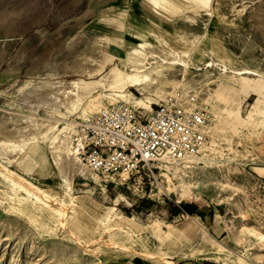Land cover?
Segmentation results:
<instances>
[{"label": "rangeland", "instance_id": "1", "mask_svg": "<svg viewBox=\"0 0 264 264\" xmlns=\"http://www.w3.org/2000/svg\"><path fill=\"white\" fill-rule=\"evenodd\" d=\"M122 1L130 8L100 17L89 14V0H0V117L22 131L17 145L0 152V264H225L202 258L217 246L225 247L226 264H264V249H259L264 238L250 232L264 233V129L257 125L264 117V91L253 86L263 78L251 75L231 86L223 79L219 86L218 69L205 64L225 60L233 68L249 67L264 75V0H210L209 11L186 3L156 8L150 0ZM142 36L148 41L145 50L159 54L148 57L153 65L176 50L190 65L201 67L163 65L166 79L173 83L163 96L154 98L160 103L170 94H179L178 99L194 94L209 110L210 124L216 122L212 133L207 129L206 139L214 138V150H207L204 163L187 162L189 190L185 188L184 195L176 186L178 178L159 167L142 181L137 175L122 182L82 164L87 176L72 173L73 195L90 199L112 217L135 220L99 225L87 213L76 219L70 198L59 196L53 181L57 177L60 183L61 177L51 162L52 137L59 138L67 126L74 146L73 123L102 106L126 103L124 97H110L112 91L99 82L115 65L147 62L143 56L127 55ZM40 80L53 81L54 88ZM73 81L96 84L77 97L91 99L92 108L85 113L78 104L76 113H68L76 94L57 90L72 87ZM38 87L45 92L43 97L37 98ZM126 91L142 96L131 86ZM52 93L64 100L59 106H47ZM254 104L257 118L249 124L247 112ZM213 106L221 109L214 121ZM25 115L33 118L25 121ZM31 143L34 149L41 146L40 158L16 164L17 147ZM9 178L22 181L23 187ZM33 186L50 195L45 207L31 203L35 199L26 190ZM185 202L195 203L200 212L177 213L176 205ZM58 208L67 210V226L61 223ZM167 223L171 235L159 240L153 229L166 230ZM182 227L188 229L184 237L179 235ZM238 254L244 258L241 263L235 262Z\"/></svg>", "mask_w": 264, "mask_h": 264}, {"label": "bare ground", "instance_id": "2", "mask_svg": "<svg viewBox=\"0 0 264 264\" xmlns=\"http://www.w3.org/2000/svg\"><path fill=\"white\" fill-rule=\"evenodd\" d=\"M153 7L156 8H166V6L171 5L173 3H186L188 5L193 6L195 8H206V10L209 11V3L210 0H150ZM144 3V2H143ZM150 9V8H149ZM153 9V8H152ZM157 11V10H156ZM160 15V14H159ZM197 36H195L191 44L194 43ZM182 40V39H181ZM148 41L144 38V36L141 37V40L135 47H130L128 50V54H134V56H143L147 59V62L145 64L140 65L139 63L135 62H125L120 63L121 65H115L113 66L106 78L101 80L99 84L102 86V88H106L108 90H111L112 92L109 93L110 97L117 100V97H124L125 104H130L135 107H144V108H150L151 103H157L155 101L154 96H163L164 93L167 91V88L169 85H172V81H169L166 79L165 73L162 71L163 65H173L178 64L182 66L183 68L189 69L192 68L194 70H199L201 67L198 66H192L190 65L184 58L180 57L178 52L173 50V54L171 57H162L159 64L153 65V61H151L149 58L151 57H158L159 54L155 51L147 52L145 48L147 47ZM145 52L147 54L145 55ZM187 50L184 51L183 54H187ZM149 57V58H148ZM206 66H214L219 71V76L217 77L218 85H221V81L224 79V85L225 86H231L235 85L239 82V79H242L244 82L245 77L247 76H258L262 77L263 79L259 78L254 81L255 87L261 89L264 91V75H262L259 71L249 68V67H238L233 68L231 67L225 60H214L210 59L205 62ZM51 80V79H50ZM39 84L41 82H44L48 88H54L53 87V81L45 82L43 80L38 81ZM37 82L36 85H39ZM223 85V84H222ZM128 86H131L138 90L142 96H136L131 91H126V88ZM96 87V84H85L81 81H73L72 87L65 88V90H60L61 88H58V92L63 93H69L73 92L76 94V100L69 106L67 109L68 113H76V105L78 104L81 108L82 112L85 113L86 109L92 108L91 99L88 101H82L78 100L77 97H79L81 94L85 92H90ZM37 98L43 97L42 95H45V92H42L41 88H37ZM102 92H99L100 94ZM106 94V93H105ZM40 95V96H39ZM113 95V96H112ZM36 96V95H35ZM34 96V98H35ZM52 96H56L53 95ZM97 95L93 96L96 97ZM29 97V96H28ZM92 97V98H93ZM158 97V98H159ZM51 99V98H50ZM44 103H48L47 99H44ZM37 101V99H36ZM53 101V102H52ZM51 103L49 102L47 106L54 105L59 106L60 102L64 101L63 99L60 100L59 96L54 97ZM90 103L88 104V102ZM41 102V101H40ZM62 106V104H61ZM105 107V106H102ZM256 105L254 104L247 112V123L251 124L253 123L257 118V110ZM36 108H31V113L35 114ZM221 112V109L218 106H213L212 108V120H216V116ZM237 113L239 114L240 111L238 110ZM82 117V116H81ZM32 116L25 115L23 116V119L25 121H30ZM85 118V117H83ZM58 121V119H57ZM34 129L39 128V124L32 120ZM11 122L7 120L4 117H0V152L4 153L9 148L10 145L13 144L17 145L16 139L20 138L22 135V131L16 128L15 126H12L10 124ZM216 122H212V124L209 125V131L212 133L213 131V124L215 125ZM257 125L264 129V117L260 118L257 122ZM60 137L53 136L52 137V145L51 147L54 150V154H51V162H53L57 166L58 174L57 176L60 178V183L58 182L57 177H54L55 184L59 188L57 194L59 196L68 195L70 198V204L69 207L72 209V215H76V219H81V217L87 213L88 216L96 218L99 225H104L106 222L109 221H116L118 219L124 218L126 221H129L132 223L135 218L134 217H123V216H117L112 217V215L106 214L105 210L101 208L98 204L94 203L90 199L87 198H80L78 199L77 196L73 195L72 193V181H71V175L74 172H80L81 175L85 178L87 176V171L82 165V163H79V158L77 154L79 153V148L77 145L72 146L70 141V134L68 132V127L63 126L60 130ZM37 143V142H36ZM215 143L214 138L212 137L209 141H206L203 148H202V154L200 156H193L190 161H193V159H196L198 163H204L210 154L207 150L211 151L213 149V145ZM37 145V144H36ZM35 145V146H36ZM38 146V145H37ZM34 149L33 144L27 146V145H21L18 146V152L19 154L15 157V163L19 164L20 161H26L28 159H39L42 152L40 147ZM196 157V158H195ZM189 160L187 162H189ZM187 162L184 163H171L168 161H158L155 163V167H159L161 169L166 170L168 173H172L174 176L178 178V186L181 188L180 195H184L185 188L188 191L189 185H187V182H185L187 173L186 169L188 167H191V164H188ZM114 178V177H113ZM10 183L13 185H18V187H23V182L18 181V183L14 182L13 178H9ZM188 187V188H187ZM26 193L28 196L34 197V201L31 202L35 204V208H42L45 207L44 203L48 202L50 199V195L47 193V191L40 189L38 186H33V189L26 190ZM183 197V196H182ZM31 200V199H28ZM117 203V202H115ZM48 211H50L49 208H47ZM59 211V217H62L61 223L64 226H67V221L69 222V217L67 218V213L65 209L58 208ZM171 223H167V229H153L155 232L156 237L159 240H162L164 237H170L171 235ZM187 227H182L179 230V235L186 236V232L188 229ZM251 233L256 235L259 239L264 238V233L257 232L255 230H251ZM93 238V237H92ZM113 243V242H110ZM108 243V244H110ZM107 244V245H108ZM115 244V243H114ZM259 249L263 250L264 246L259 245ZM193 255L198 256L197 253H194ZM225 247L217 246L215 247V251L213 253H204V256L202 258L204 259H210L215 262H221V263H227V260L225 259ZM244 260L242 254L236 255V261L238 263H241Z\"/></svg>", "mask_w": 264, "mask_h": 264}, {"label": "built area", "instance_id": "3", "mask_svg": "<svg viewBox=\"0 0 264 264\" xmlns=\"http://www.w3.org/2000/svg\"><path fill=\"white\" fill-rule=\"evenodd\" d=\"M175 95L150 108L101 107L73 123L71 140L82 164L122 182L137 175L142 181L153 175L158 161L184 163L201 153L211 114L194 94Z\"/></svg>", "mask_w": 264, "mask_h": 264}, {"label": "crops", "instance_id": "4", "mask_svg": "<svg viewBox=\"0 0 264 264\" xmlns=\"http://www.w3.org/2000/svg\"><path fill=\"white\" fill-rule=\"evenodd\" d=\"M126 6H127V4L124 3L122 0H89L88 6L86 9L89 11V14H93V15L97 14L98 16L102 17L104 14H108V13L113 14V15H117V13H120L122 10L130 8L128 6L126 8ZM91 21H92V19H91ZM182 204H187L190 207V209L192 210V212L188 213V212L184 211L181 208ZM175 210L177 213L186 212L188 214H196V213L200 212L198 205H195V203H189V202L177 204L175 207ZM192 218H194V217H192ZM202 232L204 233V235L208 233L207 230L205 231L204 228H203ZM208 260H210V259H208ZM186 264H192V262L187 261ZM198 264H218V263L200 262Z\"/></svg>", "mask_w": 264, "mask_h": 264}, {"label": "trees", "instance_id": "5", "mask_svg": "<svg viewBox=\"0 0 264 264\" xmlns=\"http://www.w3.org/2000/svg\"><path fill=\"white\" fill-rule=\"evenodd\" d=\"M181 208H182L184 211L188 212V213H191V212H192V210L190 209V207H189L187 204H182V205H181Z\"/></svg>", "mask_w": 264, "mask_h": 264}]
</instances>
